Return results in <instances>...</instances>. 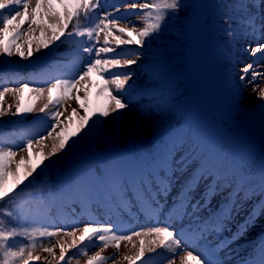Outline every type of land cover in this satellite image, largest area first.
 Wrapping results in <instances>:
<instances>
[{
    "label": "snow or ice",
    "instance_id": "obj_1",
    "mask_svg": "<svg viewBox=\"0 0 264 264\" xmlns=\"http://www.w3.org/2000/svg\"><path fill=\"white\" fill-rule=\"evenodd\" d=\"M17 6V7H13ZM235 6L240 10H244L249 6L255 7L256 3L253 0L249 5L247 0H235ZM101 7L100 0H35L34 5L30 3V0H0V10H10L7 15H4L3 11H0V55L11 57L14 54L18 55L22 59H27L33 56V36L39 31V36L35 39V52H40L42 49H48L53 43L61 41L63 37H87L92 43L83 47V52L94 56V58L85 65L84 70L76 79H57L55 83L51 84L48 89V102L39 109L41 113H45L54 121L51 124V130L47 132L46 136L40 137V139L27 140L24 151H27V157H21L19 162L16 161L17 152L11 149H0V202L9 199L15 201L19 197L20 193H17V189L21 185H24L26 181L34 177V174H40L45 168L50 166L51 158L58 156L59 153L65 152L71 148L76 140L83 135H88L89 130L95 127V124L100 118H108L114 114V118L119 117L124 109L129 108L130 104L117 93H122L126 90L129 81L131 80L130 73L114 72V69L130 67L138 62L137 58H121L118 55L108 56V53H116L123 45H133L138 47H144L147 39H154L160 35L164 29L167 19L179 14L182 9V0H133L132 3L124 5V8L131 10H139V20L143 23V27L137 29L135 26L119 27L118 21L121 17L116 16L115 13L120 11L117 6L115 12L101 13L94 23V25L79 28L74 27L73 30H69V25L73 21H78L81 15L86 19L90 13H94ZM225 35L230 39H235L237 36L236 30L233 28L230 18H225ZM250 27H257L253 21H248ZM26 26V27H25ZM259 27L264 28V24ZM104 33L103 47H97L100 43V33ZM119 33L120 35H114ZM27 36L24 44L20 41ZM110 37L114 46H110ZM126 37V38H125ZM26 44V47L24 46ZM15 49V53H14ZM249 53L255 56L258 53H264V43H259L255 47L248 46L245 49ZM103 54V58H102ZM251 64L242 68L244 75L240 76L241 80H244L252 70ZM96 73L103 81L101 87L96 92V96L103 95L104 103L100 105H92L91 99L88 96V78ZM257 80H264V73L252 71L251 82ZM83 82V83H82ZM79 86V87H78ZM258 86V85H257ZM75 90V95L73 94ZM83 90L85 95L82 97L79 95ZM13 92L19 94L23 91L35 92L37 98L43 95L45 89L30 88L28 84L22 85V87L9 89L4 87L0 91V97L7 92ZM253 91H256L254 87ZM261 102H264V88H260L257 93ZM66 99H75L80 109H83L84 114L79 115L76 108L72 109V113L66 119L71 122L73 117L79 115V122L76 127L69 130L68 125L60 119L63 115L59 111V107L63 105ZM35 110L34 106L21 107L19 103L15 105V111H12V106L4 108L0 106V117L6 115H21L32 113ZM59 129V131H57ZM55 132V136H53ZM52 138L54 141L51 144L50 151L47 155L44 154L43 149L47 147L42 143L43 140ZM37 145L40 151L37 153L38 160L36 163H32L30 167H26L24 174L20 175L21 165H26L33 156V146ZM49 162V163H46ZM13 165L15 169L13 170ZM174 174V173H173ZM13 176L15 179L8 183L6 177ZM206 179V176L202 173L199 176L193 175L184 183L179 197L181 200L176 203L181 204L184 209V215H187V209L192 208L193 212L201 207L200 200L194 199L193 194L197 192L200 186V181ZM264 181V177H262ZM172 176L168 174H152L140 179V181L133 185L137 191L132 192L131 188H123L122 192L124 198L127 199L131 196L129 203L135 200L139 195L141 200H136L138 205L141 201H147V206L150 210L155 211L160 205L159 197L167 198L166 194L171 191ZM242 189H234L233 191H241ZM15 194V195H14ZM219 194L218 186H211L205 188L201 193L205 204H211L212 198ZM52 195V193H49ZM38 198L40 197L37 194ZM250 198V197H249ZM237 209L236 199L232 193L228 194V199L218 207L217 218L212 222L202 221L201 228L196 230V239H204L206 235L215 233L220 235L226 228L227 223L232 219L233 211ZM264 213V202L260 203L259 210L256 208L248 214L243 225L237 229L236 233H233L231 240L225 239L220 241L218 247L226 248L229 243L234 242L235 239H239L243 236L249 227L253 226L258 216ZM7 215L11 216V212H7ZM190 231H192L190 229ZM61 233L65 237H71V241L59 239L56 244L60 247L59 257H56L54 247H44L43 251L50 254L53 260L57 261V264H71L75 258L69 255L71 250H78L85 242L96 241L101 244V251L113 245L117 252L121 246L122 241L131 243L133 238L139 239L138 250L134 255L123 257L128 261V264H137L138 261H142L146 253H155L157 249H167L171 252V256L168 259V264H175V257L178 255L177 250L181 248V234L177 229L165 224L164 226H154L146 230L132 231L130 234H120L113 231V225L108 224H85L83 227H74L71 231L64 229L49 230L48 228L34 229V230H17L16 228H10L5 230L0 227V255H2V261L0 264H30L32 261H39L41 257L33 256L32 250L35 248V241L37 238L45 237H57ZM79 233V235H77ZM259 235L264 236V233ZM17 236L26 237L28 244L13 248L8 246V241L14 240ZM152 237L151 240L145 241L143 237ZM250 243V242H248ZM133 248H137V245L133 243ZM101 251H97L94 255L88 257L86 264H106V260L109 259L101 255ZM262 258L259 264H264V242L261 243ZM45 260L48 257H44ZM115 260L116 255L111 257ZM180 264H222V262L213 258L211 255H206L202 258L199 254H194L192 251H184L183 255L179 256ZM248 264V262H245Z\"/></svg>",
    "mask_w": 264,
    "mask_h": 264
},
{
    "label": "trees",
    "instance_id": "obj_2",
    "mask_svg": "<svg viewBox=\"0 0 264 264\" xmlns=\"http://www.w3.org/2000/svg\"><path fill=\"white\" fill-rule=\"evenodd\" d=\"M257 1L255 0V7L249 6L240 10L235 6V0H216L213 2L214 6L210 8L211 11L205 13L203 17L199 16L196 20L192 18V13L196 11L190 10V12L187 10V4L182 2L180 13L167 19L160 34L167 40H164L161 47L156 49L150 47L145 52L149 60L145 66L147 67L145 78L151 87L146 92V101L141 102V108L147 114L146 116H152L149 119L151 122L149 136L138 141L128 136L122 142L116 139L112 144L106 142L105 145L99 146L97 141L94 144L89 143L90 130L88 135L82 134L71 148L51 158L48 168L40 174H34L33 178L21 185L17 189L20 195L15 201L6 199L0 202V227L5 230L48 228L42 220L51 221L56 217L54 205L46 199L40 203L37 197L39 194L40 197L45 198L46 188H49L50 193L53 194V199L64 207H66L64 202L75 200L74 190L86 191L96 196L98 191L90 180L88 166L99 170V184L110 194L101 170L109 163V156L112 154L118 157L114 165H110L111 173H114L113 180L117 181L119 169L126 171L128 165L142 172H147L153 169L152 167L155 171H160L155 161L172 156L173 149L174 153L179 154L178 164L184 165L188 157L186 153L194 144L195 159H199L205 150L209 154L201 174L218 175V183L222 189L228 188L235 179L244 175L247 178L241 181L239 189L242 190L237 194L243 197H254L257 200L260 195H264V181L259 180L253 173L255 168L264 166V155L245 140L246 133L254 131L260 134L261 132L260 145L264 151V128L261 127L264 117L258 112H250L248 117V114L243 112L239 114L237 120L227 119L228 116L222 109L225 102L230 99V95L235 100H239L240 94L244 92L238 64H245L247 39H251V34L256 32L255 28L249 26L248 21L256 24L255 19L251 20L249 16L257 14ZM252 2L253 0H247L249 5ZM204 6H199L197 12L200 13ZM205 18L209 20V37L205 35L203 28L202 33L198 28L199 22L203 23L204 27ZM225 18H230L237 32L235 39L230 40L225 35L227 27ZM172 37H176L177 41L171 40ZM16 76L18 74L15 71H2L0 82L2 79H13ZM99 101L100 99H97L93 102V106L99 105ZM147 101H152V104L147 105ZM183 118L187 122H184ZM218 121L222 127L217 125ZM203 122L215 127V132L211 131L205 142L200 139L198 133L199 126ZM74 127L76 126L72 125L71 129ZM119 129V125L116 124L114 130L116 138L120 137ZM15 130L18 129L0 122V145L5 142V133L15 132ZM29 130L31 128L28 125L19 129L24 133ZM173 134L176 135L171 143L174 145L172 148H167V142ZM149 140L151 142L148 143ZM143 141H145L144 146L140 144ZM229 144L237 147L238 169H235L227 159ZM156 145L160 146V149L163 147V150L154 159L149 151L152 152L151 148ZM94 155L95 158L92 161L91 157ZM150 160L153 162L148 164ZM32 163H35L33 159ZM146 165L151 167L146 169ZM73 166H78L81 170L76 173V177L72 176ZM43 178L50 182L49 186L41 183ZM6 179L9 184L13 181L10 176ZM7 212H11L12 215H7ZM83 214H85L84 211ZM50 240L49 237L37 238L35 248L42 242ZM29 242L26 237L17 236L14 240L8 241V246L18 248ZM0 261H2V255H0Z\"/></svg>",
    "mask_w": 264,
    "mask_h": 264
},
{
    "label": "rangeland",
    "instance_id": "obj_3",
    "mask_svg": "<svg viewBox=\"0 0 264 264\" xmlns=\"http://www.w3.org/2000/svg\"><path fill=\"white\" fill-rule=\"evenodd\" d=\"M216 0H185V4H187V10H195L196 12L192 13V18L196 20L199 16L203 17L205 13L211 11V7L214 6ZM133 0H100L101 7L97 9L94 13H90L89 17L86 19L83 15L79 18L78 21H73L72 24L69 25V30H73L74 27H79L81 29L94 25L96 20L98 19L101 13L105 12H115V8L118 6L120 8L119 12H116L115 15L121 17L118 21L119 27H128L131 28L135 26L137 29L143 27V23L139 20V10H131L125 9L124 5L128 3H132ZM142 2V0H139ZM30 3L34 5L35 0H30ZM201 5H205L203 10L198 13L197 8ZM17 7V6H13ZM258 15L257 21L258 26L256 29L260 32L259 36L256 37V41L248 40V44L246 47L251 46L255 47L259 43H264V28L259 27L260 25L264 24V0L258 1ZM3 11L4 15H7L10 10H0ZM191 12V11H190ZM204 27L203 23H198V28L202 31V28L205 31V35L207 37L210 36L209 31V20L207 18L204 19ZM2 26V24H0ZM26 27V26H25ZM114 35H120L119 33H114ZM39 36V31L34 34L33 36V49L34 54L32 57L27 59H22L18 55H13L11 57L0 55V70L5 68H16L13 70H19V76L16 79L12 80H5L0 84V91L3 90L4 87L9 89H15L22 87L24 84H28L30 88H44L45 91L43 95L37 98V94L35 92L23 91L19 94H14L13 92L9 91L0 97V106L7 108L8 106H12V111H15V105L19 103L21 107H28L34 106L35 110L32 113L28 114H21L13 116L11 114L0 117V121L7 122L9 124L14 125L16 128L20 129V125L28 124L29 127L33 128L32 131H29L26 134H22L20 136L14 137L13 133L10 135L12 136V140H5L6 142L3 145H0V149L7 150L11 149L17 152L16 161L19 162L21 157H27V151L22 149L25 148L27 140H37L40 137L46 136L47 132L51 130V124L54 123L45 113H41L39 109L43 107L45 103L48 102V87L55 83L57 79H76L84 70V67L87 63H89L94 56H89V54L83 52V47L89 46L92 41H89L87 37H63L61 41L53 43L50 48L42 49L40 52H35V39ZM75 38V39H74ZM103 38L104 33H100V43L97 44V47H103ZM126 38V37H125ZM27 39V36L20 41L21 44H24V41ZM110 39V46H114V42H112V37ZM162 38L158 35L154 39L150 38L146 40L144 47H138L135 44L133 45H123L119 49H117L116 53H108V56L118 55L121 58H137L138 62L130 67H123L114 69V72H121V73H130L131 80L129 81L128 86H126V90L122 93H117L121 95L129 104L130 107L123 110L119 117L114 118V114L109 116L108 118H100L99 121L95 124V127H98L100 130L95 132L94 142H98L99 146L105 145L106 142L112 144L114 141H120L126 139L128 136H132L138 140H144L146 137L149 136L150 125L151 122V115L146 116L145 112L142 111L140 107L142 101H132V94L129 92L132 90L138 96L144 97L145 91L141 89V87L145 86L146 78L144 74V65L147 63V57L143 55L146 49L150 46H160L162 43ZM26 47V44L24 45ZM248 52V57L246 60V64L239 66V71L242 73V68L248 64L253 66L252 70L249 71L246 78L244 79V92L242 94L241 103L245 109L249 107H255L256 109L263 107L264 102H261L260 98L258 97L257 93L259 92L260 88H264V80H257L256 82H251L252 80V71L264 73V53H258L255 56L251 55ZM15 53V49H14ZM49 58V61L46 64H41L42 59ZM103 58V54H102ZM40 61V62H39ZM38 62V63H37ZM41 64L36 70L33 69V64ZM33 69L34 74H29V69ZM32 70V71H33ZM22 71V72H20ZM243 74V73H242ZM244 75V74H243ZM83 83V82H82ZM103 81L100 77L94 72L88 78V96L90 99L93 97L96 100L103 97L95 96L96 92L98 91L99 87H101ZM258 85V86H257ZM79 87V86H78ZM254 87L256 91H253ZM73 94L75 95V90H73ZM80 96H84L85 92L83 90L79 93ZM135 96V94H134ZM141 97V98H142ZM94 99H91L93 102ZM102 102H104V97ZM240 102V99L238 100ZM93 105V103H92ZM232 106V105H231ZM76 108L79 115H83V109H80L75 99H66L63 102V105L59 107V111L63 113L60 116V119L68 125V128L71 129L72 125L76 126L79 122V115L73 117L71 122L66 119L68 116L71 115L72 109ZM231 108L229 106H225V110L229 111ZM241 113V111H240ZM255 113V112H254ZM261 114L264 117V111L259 110L258 114ZM237 119L238 113L234 115ZM248 117L250 115L248 114ZM139 120V121H137ZM98 124V125H97ZM118 124L119 135L120 137L116 138L114 133L115 125ZM137 124V125H136ZM261 126L264 128V118L262 119ZM59 131V129H57ZM53 136H55V132H53ZM252 136L254 140H256V147L259 151H261V139L262 135L249 132L246 133L245 138ZM54 141L52 138H48L43 140L42 143L46 145L43 149L44 154L47 155V152L50 151L51 144ZM145 141L141 142L140 144L143 145ZM148 143L151 142L150 140L147 141ZM144 146V145H143ZM40 151V148L34 144L33 146V156L31 157L30 161L26 165H21L20 174H24V170L26 167L31 166V160L33 159L35 163L38 160L37 153ZM60 154V153H59ZM58 154V155H59ZM179 156L176 155L174 159H177ZM167 160L162 161V164L167 166L165 169H159L160 171L156 172L154 170H149L146 176L149 173L152 174H168L172 176V185L171 191L166 194L167 198L165 200L164 197H159L160 205L155 211L148 213L144 211L142 202L138 205L136 204L137 197L132 203L128 201L131 200V196L127 199L124 198L122 189L123 188H131L132 192H136V187H133L134 182L130 175V171L127 174L122 173L120 175V183L114 187L116 191H118V196L115 199V202H104L101 198H94L90 197H83L82 200L86 205H89L90 208L95 211L94 215L89 213L90 215H84L81 212V208L78 210L77 215L75 218H60L57 220L52 221H45L42 220L44 225L48 227L49 230H55L57 228L64 229L66 231H71L74 227H83L85 224H103L107 226L108 224L113 225V231H116L120 234H130L132 231H140L146 230L150 227L154 226H164L165 224L170 225L173 228H178L180 226H185L186 224L189 226H193L199 219H205L210 222L209 219L212 218L213 212L218 210V207L223 205V203L228 199L227 194L228 190L225 192L221 186L215 185L219 187V194L216 195L211 200V204H205L203 198L201 197V193L208 187L209 182L200 181L199 189L196 193L193 194L194 199L200 200L201 207L193 212L192 208L189 207L187 209V215H181L179 211L177 212L174 208L178 203L176 201L181 200L182 197L178 196L180 189L184 185V183L191 177L192 172H187L182 167L177 165V161ZM15 169V165H13V170ZM77 169V168H75ZM187 169H190L187 168ZM139 174V170H137ZM174 173V174H173ZM12 180L15 177L9 175ZM198 176V174H197ZM145 176H138L135 175V179L137 183L140 181L141 178ZM214 186V185H213ZM214 186V187H215ZM237 209L233 211L232 219L227 223V228L218 236V238L214 239L215 241H222L225 239L231 240L233 237V233L237 232V229L240 228L243 223L245 222L246 217L248 214L253 211L252 205L254 204L253 201H249L248 199L240 196L236 197ZM260 205L257 206V210H259ZM174 210V211H173ZM88 214V213H87ZM58 216V215H57ZM181 221V222H179ZM260 233H264V213H261L258 218L255 220L253 226L249 227L247 232L241 236L239 239H235L234 242L229 243L228 247L222 248V264H245L241 262V260L247 256H254L255 250L258 247L259 238L261 235ZM79 235V233H77ZM50 241H44L41 245L34 248L32 250L33 256H39L41 259L39 261H32L30 264H57L56 260H53L51 255L44 252V247H54V252L56 257H59L60 247L56 244V241L59 239L67 240L68 242L71 241V237L63 236L61 233L57 237H50ZM139 239L140 238H133V241L130 243L131 247L128 246L127 241H122L121 246L117 252V249L113 245H109L108 248L103 249L101 251V244L97 243L95 240L92 242H85L84 245L81 246L78 250H71L69 255L75 257L71 264H86V261L89 256L94 255L97 251H101V255L108 257L109 259L106 260V264H128L127 260H124L123 257L125 255L131 256L134 255L139 246ZM145 241L151 240L152 237L145 236L143 237ZM137 242V248H133V243ZM251 245L245 246V242H250ZM249 244V243H248ZM164 250V252H163ZM184 251H192L194 254H199L202 256V252L199 249V245L196 246L195 244H184L181 243V248L177 250L178 257L183 255ZM116 255V259L113 260L111 257ZM171 252L165 249H157L155 253H146L145 257L142 261L137 262L138 264H168V259L171 256ZM175 257V260L177 258ZM44 257H48L47 260ZM175 264H180L179 258L175 261Z\"/></svg>",
    "mask_w": 264,
    "mask_h": 264
},
{
    "label": "bare ground",
    "instance_id": "obj_4",
    "mask_svg": "<svg viewBox=\"0 0 264 264\" xmlns=\"http://www.w3.org/2000/svg\"><path fill=\"white\" fill-rule=\"evenodd\" d=\"M137 242H138V241H135L134 243L137 244ZM128 246L131 247V244H130L129 242H128ZM178 258H179V257L177 256V258H176L175 261H177Z\"/></svg>",
    "mask_w": 264,
    "mask_h": 264
}]
</instances>
